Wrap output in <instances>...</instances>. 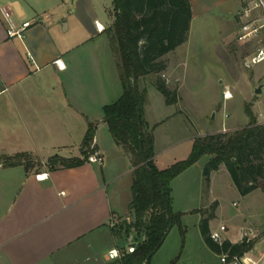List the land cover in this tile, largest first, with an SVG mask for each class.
I'll return each instance as SVG.
<instances>
[{
    "label": "crops",
    "instance_id": "obj_1",
    "mask_svg": "<svg viewBox=\"0 0 264 264\" xmlns=\"http://www.w3.org/2000/svg\"><path fill=\"white\" fill-rule=\"evenodd\" d=\"M250 1L189 0L188 38L163 56L162 75L182 83L188 55L184 46L192 42L195 22L200 21L203 29L214 16L242 23L241 12ZM2 7H11L16 19L32 25L24 39H10L0 13V154H30L46 167L32 172L25 169V161L12 167L0 165V264H118L121 259H109V251L131 242L138 245L140 240L133 234L116 235L112 227L114 218L134 221L129 207L134 167L129 153L109 132L103 111L122 93L106 33L115 19L113 0H0ZM169 18L173 21L168 24L182 30L187 14ZM240 31L241 26L238 35ZM158 77H140L139 89L145 80L156 88ZM146 103L142 114L154 127L157 161L161 152L156 133L167 119H151ZM90 124L96 127L93 143L104 163L84 161L73 168L49 169L47 160L56 155L84 159L82 142ZM202 133L190 136L189 142ZM223 167L212 172L209 187ZM189 170L171 183L176 213L189 211L179 207L174 188L175 180ZM217 216L216 210L214 219ZM226 226L223 239L241 242L239 231L231 234Z\"/></svg>",
    "mask_w": 264,
    "mask_h": 264
},
{
    "label": "trees",
    "instance_id": "obj_2",
    "mask_svg": "<svg viewBox=\"0 0 264 264\" xmlns=\"http://www.w3.org/2000/svg\"><path fill=\"white\" fill-rule=\"evenodd\" d=\"M114 22L106 30L109 37L116 67L119 74L122 93L113 103L106 105L104 121L115 142L129 153L134 170L132 172V202L130 211L134 221L123 219L113 227L116 235H135L140 240L135 252L122 257L118 264H151L152 257L163 244L174 225H178L184 242L186 229L181 217L172 208V181L204 155L211 156L203 168L206 186H210L212 172L222 166L229 172L237 190L246 196L260 188L264 182V124H257V118L251 116L248 107L245 113L249 124L233 134L212 133L194 139L189 156L168 168L160 170L155 164L154 127L144 121L142 106L144 93L140 91L138 80L148 74L159 77L155 87L165 97V103L178 102L176 90L169 87L162 78L166 68L163 56L186 42L190 28L189 0H113ZM175 9V10H174ZM186 11V25L182 30H175L168 24L171 15ZM96 127L90 124L82 142L80 158L54 156L49 161V169L73 168L86 161L90 146L94 141ZM0 154V165L12 167L21 164ZM29 164L25 163V169ZM218 203L201 213L200 230L206 245L218 255L228 253L243 256L254 246L253 241L243 240L232 243L224 240L221 244L211 239L210 222L215 218ZM175 264V261L172 262Z\"/></svg>",
    "mask_w": 264,
    "mask_h": 264
},
{
    "label": "rangeland",
    "instance_id": "obj_3",
    "mask_svg": "<svg viewBox=\"0 0 264 264\" xmlns=\"http://www.w3.org/2000/svg\"><path fill=\"white\" fill-rule=\"evenodd\" d=\"M257 1L247 2L246 6L254 7ZM253 17L260 19L262 23L263 8L255 9ZM229 21L226 17L219 20L214 16L206 23L207 26L204 24L205 29L200 21L193 24L192 42L184 46L185 55L188 54L185 78L182 83L169 78V87L178 94L177 103L165 104V97L159 90L153 88L148 80L143 81L140 86L145 96L144 101L148 103L151 119H167L156 133L157 149L161 155L155 164L157 163L160 170L189 156L185 155L186 148L194 143V140L189 142L190 136L200 131L204 136L212 133L233 134L246 127L250 122L249 116L245 113L246 107L250 109L251 116L257 118V124H264L260 116L264 112V61L248 64L255 51L264 45V33L260 39L244 44L238 40L237 30L247 22V19L242 23ZM260 85H263L262 93L258 94L255 90ZM225 92H230L231 98L225 99ZM10 157L28 163V170L32 172L42 170L45 166L30 154L19 153ZM53 157L47 160L48 167ZM210 157L204 155L188 168L190 169L188 174L175 180L178 205L185 208L183 210H189L181 212L183 213L181 222L186 229L184 242L178 225H174L151 262L222 264L220 255L210 250L202 238L201 213L193 212L198 209L209 211L217 202L218 216L212 222L215 229H219L222 223H227L231 228V234L239 231L242 241L254 242L247 255L259 264L264 263V182L260 188L242 196L229 172L223 167L214 177L213 187L208 188L202 172L199 181L197 174ZM30 158L33 159L29 160ZM176 208L177 204L174 210ZM122 219L114 218V224L121 223ZM222 235L225 237V233ZM174 254L176 256L170 259Z\"/></svg>",
    "mask_w": 264,
    "mask_h": 264
},
{
    "label": "built area",
    "instance_id": "obj_4",
    "mask_svg": "<svg viewBox=\"0 0 264 264\" xmlns=\"http://www.w3.org/2000/svg\"><path fill=\"white\" fill-rule=\"evenodd\" d=\"M259 7H262L264 10V1L258 0L254 3V7L245 6L241 12V16L244 19H247V22L241 25V31L238 35V40L243 43H249L256 39H260L261 35L264 33V21L261 23V20L253 17V11ZM0 13L3 18V21L6 26L7 37L10 39H24L26 32L31 27L32 23L29 21H22L15 18L14 11L11 7H2L0 8ZM264 20V19H263ZM264 61V45L260 46L255 53L248 60V64H258ZM60 61H57L59 65ZM167 84L170 83L168 78H165L162 75ZM232 94L230 92H225L224 98H231ZM264 121V112L260 114ZM227 117V115H226ZM94 142V141H93ZM92 142L90 146V152L86 161L94 164H103L105 157L98 150L94 143ZM117 224L112 223V227ZM227 231L226 225H220L219 229L212 230L210 237L217 243H222L224 241L222 233ZM137 245L130 243L126 248L123 249H111L108 253L109 259L111 260H120L123 256L133 253L136 250ZM220 260L222 264H259V262L253 260L250 256L245 253L243 256H232L230 257L228 253H223L220 255Z\"/></svg>",
    "mask_w": 264,
    "mask_h": 264
},
{
    "label": "water",
    "instance_id": "obj_5",
    "mask_svg": "<svg viewBox=\"0 0 264 264\" xmlns=\"http://www.w3.org/2000/svg\"><path fill=\"white\" fill-rule=\"evenodd\" d=\"M262 88H263V85H260L255 91L256 93L260 94L262 93ZM214 116V115H213Z\"/></svg>",
    "mask_w": 264,
    "mask_h": 264
}]
</instances>
